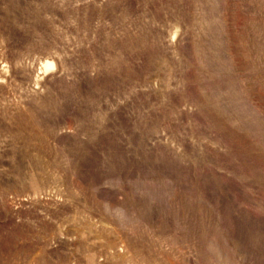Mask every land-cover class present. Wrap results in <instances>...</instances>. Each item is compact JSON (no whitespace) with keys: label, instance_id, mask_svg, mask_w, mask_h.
Returning a JSON list of instances; mask_svg holds the SVG:
<instances>
[{"label":"rangeland","instance_id":"374dc122","mask_svg":"<svg viewBox=\"0 0 264 264\" xmlns=\"http://www.w3.org/2000/svg\"><path fill=\"white\" fill-rule=\"evenodd\" d=\"M0 264H264V0H0Z\"/></svg>","mask_w":264,"mask_h":264}]
</instances>
